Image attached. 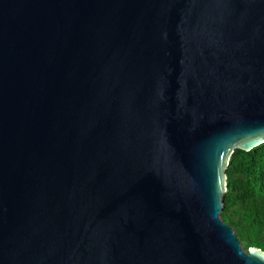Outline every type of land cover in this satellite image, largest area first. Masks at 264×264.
Masks as SVG:
<instances>
[{
    "label": "water",
    "instance_id": "95a60500",
    "mask_svg": "<svg viewBox=\"0 0 264 264\" xmlns=\"http://www.w3.org/2000/svg\"><path fill=\"white\" fill-rule=\"evenodd\" d=\"M263 143L264 0H0V264H259L219 215Z\"/></svg>",
    "mask_w": 264,
    "mask_h": 264
},
{
    "label": "trees",
    "instance_id": "16d2710c",
    "mask_svg": "<svg viewBox=\"0 0 264 264\" xmlns=\"http://www.w3.org/2000/svg\"><path fill=\"white\" fill-rule=\"evenodd\" d=\"M219 218L231 228L243 251L264 250V143L248 152H232Z\"/></svg>",
    "mask_w": 264,
    "mask_h": 264
},
{
    "label": "clouds",
    "instance_id": "9594fccd",
    "mask_svg": "<svg viewBox=\"0 0 264 264\" xmlns=\"http://www.w3.org/2000/svg\"><path fill=\"white\" fill-rule=\"evenodd\" d=\"M248 252L254 254L259 264H264V250L254 249L250 247L248 249Z\"/></svg>",
    "mask_w": 264,
    "mask_h": 264
},
{
    "label": "rangeland",
    "instance_id": "374dc122",
    "mask_svg": "<svg viewBox=\"0 0 264 264\" xmlns=\"http://www.w3.org/2000/svg\"><path fill=\"white\" fill-rule=\"evenodd\" d=\"M234 151V150H233ZM232 154V153H231ZM231 156V155H230ZM230 156H229V158H230ZM229 158H228V161H229ZM228 161H227V164H228Z\"/></svg>",
    "mask_w": 264,
    "mask_h": 264
}]
</instances>
